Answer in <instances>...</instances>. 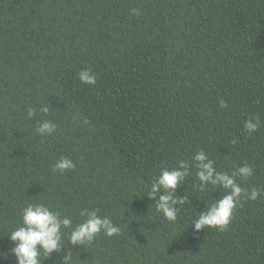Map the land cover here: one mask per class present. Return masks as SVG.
Listing matches in <instances>:
<instances>
[{
	"label": "trees",
	"instance_id": "trees-1",
	"mask_svg": "<svg viewBox=\"0 0 264 264\" xmlns=\"http://www.w3.org/2000/svg\"><path fill=\"white\" fill-rule=\"evenodd\" d=\"M201 150L219 173L252 167L236 179L260 191L223 230L192 223L227 194L199 180ZM174 169L169 221L149 193ZM38 204L70 221L41 264H264V0H0V264ZM93 212L119 233L72 244Z\"/></svg>",
	"mask_w": 264,
	"mask_h": 264
},
{
	"label": "clouds",
	"instance_id": "clouds-1",
	"mask_svg": "<svg viewBox=\"0 0 264 264\" xmlns=\"http://www.w3.org/2000/svg\"><path fill=\"white\" fill-rule=\"evenodd\" d=\"M133 11L136 12L135 9ZM79 80L82 84L94 86L96 75L90 69H82L79 72ZM44 111H47V109L45 108ZM34 114V112L29 111L30 117ZM259 126L260 120L258 117L250 118L244 125L249 133H254ZM54 130V125L51 122H44L38 128L40 134H51ZM194 159L199 168L197 173L199 180L203 184H220L227 194L220 200L210 203L209 209L201 211L198 219H195L192 223L197 231L205 227H218L223 230L228 227L237 202L242 196H247L248 199L252 200H256L260 196V191L255 189L247 192L236 179V177L247 179L252 176L253 168L245 164L238 171L233 172L232 175H228L227 173L217 172L213 166V161L209 160L202 150L198 152ZM74 167V162L68 157L58 159L54 165V169L59 172L71 170ZM180 167L186 168L187 165L181 163ZM185 175L186 172L180 169L163 170L149 193L152 198H155L160 189L164 190L163 194L159 196L157 209L169 221L177 219V209L174 206L175 202L172 197ZM186 199L185 197L184 200H181V203H184ZM22 220V225L16 227L10 233V239L15 244L12 254L16 257V264H41L43 258L60 249L62 226L66 227L70 224L68 219L61 221L56 213L43 204L29 205L24 208ZM119 231V228L114 226L111 220L93 212L72 231L70 241L74 245L78 243L86 244L93 241L101 232L112 237L118 234ZM0 256L6 258L7 254L0 253ZM65 261L66 264H74V260L71 258L66 257Z\"/></svg>",
	"mask_w": 264,
	"mask_h": 264
}]
</instances>
